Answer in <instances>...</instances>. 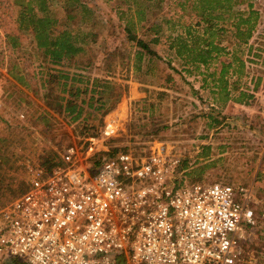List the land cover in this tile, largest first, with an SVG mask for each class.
Returning <instances> with one entry per match:
<instances>
[{"label": "rangeland", "instance_id": "obj_1", "mask_svg": "<svg viewBox=\"0 0 264 264\" xmlns=\"http://www.w3.org/2000/svg\"><path fill=\"white\" fill-rule=\"evenodd\" d=\"M67 1L52 0L53 15L64 23L71 8L75 19L68 28L88 42L87 34L95 33L97 40L80 44L84 51L72 60L49 66L31 31L19 27L20 8L0 0V207L26 190V164L50 166L70 146L82 161L91 147V164L111 153L148 155L162 146L186 179L252 188L264 208V0H233L230 12L220 7L212 13L220 18L214 19V42L223 51L207 65L184 64L169 48V36L201 18L196 0H79L92 11L86 16ZM250 10L258 16L242 44L234 16L246 18ZM127 23L136 36H146L157 57L136 56L138 49L123 38ZM152 24L155 44L149 42L153 33L142 29ZM223 64L230 65L222 75L225 101L218 87ZM239 92L253 96L247 105L231 100ZM68 104L75 105L72 115L64 111ZM108 113L117 119L111 137L103 134Z\"/></svg>", "mask_w": 264, "mask_h": 264}, {"label": "built area", "instance_id": "obj_2", "mask_svg": "<svg viewBox=\"0 0 264 264\" xmlns=\"http://www.w3.org/2000/svg\"><path fill=\"white\" fill-rule=\"evenodd\" d=\"M91 151L26 164V190L0 207V264H264L252 188L190 181L162 146L97 164Z\"/></svg>", "mask_w": 264, "mask_h": 264}, {"label": "trees", "instance_id": "obj_3", "mask_svg": "<svg viewBox=\"0 0 264 264\" xmlns=\"http://www.w3.org/2000/svg\"><path fill=\"white\" fill-rule=\"evenodd\" d=\"M75 6L79 7L83 11L84 16L89 13H92L85 4H80L79 0H74ZM160 1V0H159ZM233 0H196L195 10L201 12V18L195 22V24L186 23L182 26V32L179 34H173L169 36L170 41L169 48L172 49L175 55L184 63L191 65H207L212 60H215L218 54L222 52L220 48L214 42V38L217 35V25L215 20L220 19L219 17L213 16L212 13L216 11L217 8L228 9V12L232 9ZM127 2V1H126ZM224 3V6H221V3ZM15 5L20 8L17 17V23L19 24L20 29L30 30L33 35V45L38 52L41 53L43 57V63L46 65L58 66L64 61H70L78 54L84 51L83 47L80 45H88L89 43L95 44L97 40V34L91 33L87 34L89 36V42L87 39L83 40L81 35L77 32L75 33V28H68L71 21L75 17L70 13L71 8L65 9L67 21L63 23L60 19H57L53 12L50 10L49 3H52V0H14ZM35 3L36 8L33 7ZM69 3V0L67 1ZM139 20L143 21L144 14L142 11H138ZM83 16V17H84ZM258 14L250 10L246 18H243L242 14L234 16L235 22L233 26L236 31V38L241 39L242 44H246L248 39L251 36V32L255 26ZM81 17V18H83ZM168 23V22H167ZM203 25V26H202ZM143 33L152 32L150 35L153 38L149 42L157 43L158 37V27L155 24H152L147 30L143 28ZM123 38L127 42H131L138 49L136 56L141 60L142 56H148L150 58L157 57L153 48L145 40V35L140 37L136 36L131 29L130 24L127 23L124 30ZM156 37H155V36ZM144 36V38H143ZM115 50H113L114 52ZM149 58V59H150ZM238 61V59L236 58ZM230 67L229 64H223L220 71V83L218 87L221 89V92L224 95V101L228 99V92L226 84L227 82L222 80V75L227 72V69ZM61 78L68 80V76L61 75ZM21 81V80H20ZM97 82V81H96ZM66 86V84H64ZM256 89V88H255ZM74 95L71 94V97ZM253 98L252 95H248L244 92H239L237 98H232L231 100L240 105H247L248 101ZM75 110V105L68 104L66 110L69 111V114H73ZM61 111V109H60ZM59 111V112H60ZM81 111H78L73 120H76ZM212 123L214 125L218 124L216 118H213ZM115 153H111L112 156ZM1 167V164H0ZM183 169H186V166H183ZM203 170L200 169V172Z\"/></svg>", "mask_w": 264, "mask_h": 264}]
</instances>
